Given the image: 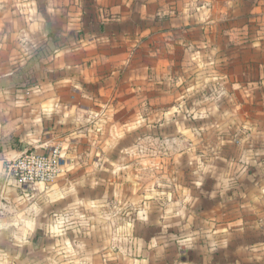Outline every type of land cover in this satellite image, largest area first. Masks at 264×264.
Segmentation results:
<instances>
[{"label":"clouds","instance_id":"clouds-1","mask_svg":"<svg viewBox=\"0 0 264 264\" xmlns=\"http://www.w3.org/2000/svg\"><path fill=\"white\" fill-rule=\"evenodd\" d=\"M0 264H264V0H0Z\"/></svg>","mask_w":264,"mask_h":264},{"label":"crops","instance_id":"crops-1","mask_svg":"<svg viewBox=\"0 0 264 264\" xmlns=\"http://www.w3.org/2000/svg\"><path fill=\"white\" fill-rule=\"evenodd\" d=\"M159 64V62H157Z\"/></svg>","mask_w":264,"mask_h":264}]
</instances>
